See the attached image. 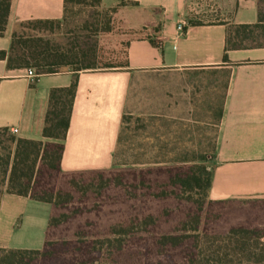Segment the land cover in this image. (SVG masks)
<instances>
[{
	"label": "crops",
	"instance_id": "crops-1",
	"mask_svg": "<svg viewBox=\"0 0 264 264\" xmlns=\"http://www.w3.org/2000/svg\"><path fill=\"white\" fill-rule=\"evenodd\" d=\"M122 1L145 12L135 23L142 29L129 39L128 66L78 73L61 171L110 169L122 116H161L214 127L211 199H264V47L225 51L230 26L257 21V0H200L195 6L191 0H101V6ZM62 15L63 0H10L0 50L8 49L18 23ZM192 15L204 19L190 23ZM72 79L71 71H62L31 80L25 68H8L0 59V127L15 129L17 137L51 140L42 135L49 90ZM51 210L50 203L3 193L0 247L41 248ZM20 230L27 243L18 238L10 244Z\"/></svg>",
	"mask_w": 264,
	"mask_h": 264
},
{
	"label": "rangeland",
	"instance_id": "rangeland-1",
	"mask_svg": "<svg viewBox=\"0 0 264 264\" xmlns=\"http://www.w3.org/2000/svg\"><path fill=\"white\" fill-rule=\"evenodd\" d=\"M191 2V6H195L201 1ZM196 6L201 5L198 3ZM145 17V12L123 1L111 7L73 4L68 7L66 16L60 18V23L30 24L18 27L17 31L25 37L41 38L42 44L50 47L92 43L95 65L88 70H98L107 69L103 67L104 64L120 65L125 62L129 39L137 36L142 29L135 23ZM201 19L204 17L192 15L191 21L199 22ZM30 67L35 70L34 66ZM223 83L224 78L220 76L217 81V105L223 92ZM213 129L211 124L171 121L161 116L125 114L113 154L114 166L106 170L200 163L211 169ZM0 154H4L1 147ZM174 157L186 160L171 161ZM152 158L164 162L147 163ZM94 184L97 186L94 185L93 189L82 196L78 192L74 193V204L84 213L78 215L77 220L80 221L82 216L90 219L80 229L90 233L93 241H105L111 236H120L122 243L120 250L104 242L94 244L91 256L97 258L94 262L96 264H264V236L259 241L254 236L250 237L248 248L242 252L236 247L235 237L229 239L227 235L230 225L236 219L244 220V216H249L255 222L262 220L264 224V203L260 201H255L252 205L239 200L225 205L214 204L208 212L203 209L200 225L196 231H192L190 228L193 226V210L196 208L198 194L180 193L176 199H156L149 196L147 189L141 187L136 192L138 195H127L122 186L109 183L102 187L103 190L96 192L98 182L95 181ZM54 185L66 187L63 178L55 180ZM3 193L5 187L1 182L0 197ZM67 211L69 210L63 209V212ZM186 213L190 214V218L183 224L187 219L184 217ZM258 213L261 214L256 218ZM146 214H153L155 223L145 226L142 218ZM128 220L134 221L129 232L109 233L111 224ZM19 222L20 219L17 224ZM74 223L60 224L54 239L72 238ZM162 233H185L190 237L176 249H162L154 243V239ZM18 238L24 244L27 243L28 236H23L21 230L17 237L15 235L10 238L9 243L13 245Z\"/></svg>",
	"mask_w": 264,
	"mask_h": 264
},
{
	"label": "trees",
	"instance_id": "trees-1",
	"mask_svg": "<svg viewBox=\"0 0 264 264\" xmlns=\"http://www.w3.org/2000/svg\"><path fill=\"white\" fill-rule=\"evenodd\" d=\"M73 4L94 5L95 7L101 5V0H63L62 18L66 16L68 7ZM9 7L10 0H0V35L5 29ZM53 22L60 23V19H33L18 23L12 32L8 49L0 50V59H5L7 67L11 69L34 66L37 75L62 71H71L73 74L69 86L53 87L49 90L42 135L52 140L17 137L11 128L0 127V147L4 150L3 156L0 154V183L4 185L5 192L52 205L42 247L39 249L0 247V264H96L94 262L97 258L91 256L94 244L104 242L120 250L122 246L120 236H111L105 241L96 242L93 241L90 233L80 229V226L87 225L90 219L82 216L80 221L77 220L78 215L84 213L74 204V193L84 195L88 190L93 189L96 185L95 181L98 182L96 192L112 183L115 186H122L127 195L130 193L138 195L136 193L138 188H145L149 191L147 192L149 196L156 197V199L168 197L176 199L180 193L198 194L196 208L193 210V226L190 228L192 231L198 229L203 209L208 212L210 206L214 204L225 205L235 200L241 203L249 202L251 205L255 201L264 203V199H211L209 188L212 171L203 163L94 172H62L60 159L63 140L69 125L77 75L82 70L94 67L95 56L92 43L83 42L81 45L50 47L42 44L41 38L25 37L17 31L20 26L45 25ZM151 42L154 43V41ZM244 47H264V0H257V21L255 23L233 25L227 29L225 51ZM223 59H226V55ZM126 66H128L127 55L123 64H104L103 67L118 69ZM124 118L125 115L122 116L121 122ZM172 159L171 161L186 160L178 157ZM161 162L164 161L154 158L147 161L149 164ZM58 178L64 179L66 187H55L54 183ZM64 208L69 211L63 212ZM260 214H256L255 217L257 218ZM184 217L187 219L182 222L183 224L190 218V214L186 213ZM76 221H78L77 224ZM261 221L255 222L249 216H244V220L236 219L230 225L228 238L235 237L236 247L244 252L248 248L250 237L254 236L259 241L264 236V224ZM73 222L75 225L72 226V238L54 239L57 234L56 229L60 224ZM133 222L128 220L111 224L109 233H127ZM142 222L145 226L155 223L153 214L144 215ZM189 237L185 233H162L154 239V243L162 249L169 247L176 249L182 246ZM97 252L99 253L98 250Z\"/></svg>",
	"mask_w": 264,
	"mask_h": 264
},
{
	"label": "built area",
	"instance_id": "built-area-1",
	"mask_svg": "<svg viewBox=\"0 0 264 264\" xmlns=\"http://www.w3.org/2000/svg\"><path fill=\"white\" fill-rule=\"evenodd\" d=\"M179 28L181 27L180 25L178 26ZM25 75L30 78L31 80L35 79L37 74L34 70V68L32 67H27L25 68ZM13 132H15L16 130L15 129H12Z\"/></svg>",
	"mask_w": 264,
	"mask_h": 264
}]
</instances>
